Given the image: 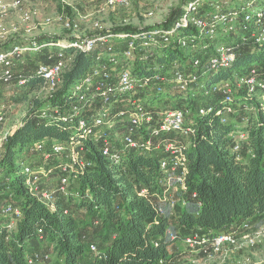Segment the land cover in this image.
Here are the masks:
<instances>
[{
  "label": "trees",
  "instance_id": "trees-1",
  "mask_svg": "<svg viewBox=\"0 0 264 264\" xmlns=\"http://www.w3.org/2000/svg\"><path fill=\"white\" fill-rule=\"evenodd\" d=\"M181 13V9L175 12L165 26L174 23ZM114 30V34L138 31L131 26ZM186 36H193V32L187 31ZM108 47L104 50L96 47L90 53L78 52L75 48L64 50L65 55H74L75 58L63 89L49 97L47 103L35 101L22 124L7 138L0 155V200L9 196L18 199L14 205L20 208L22 217L16 222L15 229H10L9 224L0 218V264H30L28 257L41 254L45 243L55 246L56 264H169L181 255L177 242L168 238L170 230L185 235L200 233L214 237L245 221L253 225L264 221V104L256 99L259 92L250 98L243 87L236 89L234 94L236 102H248L254 106V111L242 119L246 121L243 130L247 133V143L242 145L239 153L232 150L230 135L235 129L234 123L230 120L222 123L221 117L217 116V111L223 109L222 95L206 94L210 85L233 81V75L243 77L252 66L259 71L264 69V49L257 50L250 45L238 50L232 67L208 73L210 79L205 82L206 88L186 96L182 93L173 95V105L169 101L165 103L179 109L186 104V109L193 113L190 116L196 127L193 146L187 153L186 207L178 206L165 216L157 212L160 204L156 196L162 194L160 155L129 151L122 163L115 165L104 159L100 145L90 139L85 141L83 156L91 166L77 175L78 188L74 195L70 191L52 208L31 192L22 173L23 155L29 153L37 142L51 147L52 144L66 143L77 134L76 123L41 120L38 111L47 106H59L62 114H66L67 103L72 99L70 86L97 64L96 57L108 52ZM7 49L9 47H4L1 51ZM122 49L112 48V52L119 54ZM157 56V64L187 59L177 45L162 49ZM149 62L136 55L132 61L133 73H151L154 65ZM26 77L27 83L23 87L12 84L0 88L2 101L13 88L33 92L44 84L43 79L35 74ZM171 94L168 91L159 97L167 100ZM202 95L208 97L206 106L198 104ZM203 106H211L213 111L199 116L198 109ZM142 189L148 191L143 197L139 196ZM6 191L7 197L4 196ZM194 193L196 200L192 199ZM74 211L87 215V225L94 228V238L105 244L103 249L97 248L92 257L88 256L92 245L86 233L89 228H80Z\"/></svg>",
  "mask_w": 264,
  "mask_h": 264
},
{
  "label": "built area",
  "instance_id": "built-area-1",
  "mask_svg": "<svg viewBox=\"0 0 264 264\" xmlns=\"http://www.w3.org/2000/svg\"><path fill=\"white\" fill-rule=\"evenodd\" d=\"M29 1L31 0H12L9 5L12 9L21 10ZM202 1L204 0L191 1L170 26L72 40L62 45L64 50L75 48L78 52L90 53L95 50L99 42H109V38L126 42L119 54L109 56L105 52L96 57L97 64L72 88V99L67 103L66 114H62L59 106H47L38 111L41 120L76 123L77 130L76 136L71 140L52 144L49 150L44 142L33 144L32 149L42 154L45 164L43 167L22 164V173L27 178L26 185L39 200L52 208L55 207L58 194L38 192L37 183L43 176L51 177L56 173V167L49 166L52 160L62 155L67 161L58 166L59 184L63 194L68 195L70 179L66 175L76 180L80 172L91 166L83 156L85 141L90 139L100 145L104 159L115 165L121 164L124 155L129 151L154 152L160 155L162 176L159 184L162 187V194L164 196L170 190H177L180 199L175 200L170 196L168 202L160 201L157 212L165 216L175 211L178 206L186 207L188 203L186 180L189 173L187 153L193 146L196 127L192 117L183 109L171 108L165 103L159 104L161 98L159 96L166 93V88L168 91L174 88L187 91L193 85H197L199 89H204L208 73L233 66L237 59L238 48L250 45L254 49H264V0H240L232 3L231 6H229L230 0H212L209 4L211 12L208 13H204L200 3ZM108 3L112 6H128L129 0H108ZM6 6L0 0V10H4ZM29 18L30 14L27 13L26 19ZM60 20L68 28L72 26L77 28L75 22L67 17ZM1 28L0 21V30ZM184 29L186 32L191 30L193 36H186V32H181ZM221 30L231 36L238 34L241 42L238 45L212 46V41ZM192 39L194 47L201 45L204 49L202 51L213 50L206 62L196 56L191 62L193 68L181 69L172 63L174 66L167 69L165 64L160 66V69L153 67L151 73L138 77H135L138 74L135 75L131 71L130 63L132 64L136 55L141 60L150 61L155 58L157 51L174 43L186 49V42ZM49 45L60 46L58 43ZM44 46L46 45H38L37 41H30L0 51V82L6 85L25 86L27 77L23 74L16 75V63L25 54L41 50ZM112 48L109 46L108 52H112ZM64 55V51H61L54 64H41L37 67V76L43 79V86L52 89L57 86L66 66ZM119 64L122 66L118 68ZM161 71L163 72L160 73ZM243 85L250 98L256 92H262L263 95L264 79L257 67L252 66L246 76H237L233 81H222L206 89V94L222 95L223 109L217 111L222 123H227L228 116L234 114V94L236 89L243 88ZM212 111L213 107L203 106L198 109V114L205 116ZM3 113L4 106H1L0 124L3 121ZM230 137L233 139V152L239 153L244 136L237 137L236 133H231ZM147 193V189H142L139 196L143 197ZM196 198L197 195L194 193L192 199L196 200ZM2 213L10 217L15 224L22 217L20 208L12 203L5 205ZM258 227H260L259 231H264V221L256 225L245 221L234 226L229 232L214 237L200 233L185 235L170 230L168 238L192 252L202 253L207 249L218 252L226 245L236 246L240 238H243L248 246L255 245L258 235L250 233ZM90 250L96 253L97 247L92 244ZM49 259V254L39 253L28 257L30 264Z\"/></svg>",
  "mask_w": 264,
  "mask_h": 264
},
{
  "label": "rangeland",
  "instance_id": "rangeland-1",
  "mask_svg": "<svg viewBox=\"0 0 264 264\" xmlns=\"http://www.w3.org/2000/svg\"><path fill=\"white\" fill-rule=\"evenodd\" d=\"M1 1L7 6L4 10H0V21L2 24V28L0 30V51L4 49V47L11 48L15 45L27 44L30 41H37L38 45L51 43L48 41H57L58 45H60L57 47L44 46L41 50L29 52L16 63V75L23 74L25 76H32L35 74L36 77H38L37 67L45 62L54 64L58 59L60 52L64 51L62 45L67 44L69 41L112 35L114 34V29L126 26L134 27L138 31L164 26L175 12L180 9L184 11L185 8H187V5L193 0H129L128 6H112L108 3V0H31L26 3L21 10H15L10 7L9 4L12 0ZM211 1L212 0H204L200 2L204 13L211 12V7L209 6ZM238 1L240 0H230L229 6ZM257 5H259V3H257ZM27 13L30 14L29 19H26ZM66 17L73 20L77 25V28L73 26L70 28L66 27L64 22L60 20V18ZM181 32H186V29ZM119 33L122 34L124 32ZM108 41L109 42H99L97 47L101 50H104L107 46H112L114 49H124V45L126 43L125 41L118 40L116 38H109ZM240 42L241 40L239 39L238 34L231 36L221 30L216 39L212 41V46L215 47V45L219 44L238 45ZM193 43V39L192 41H187L186 49L181 48L178 43H174V45L181 48L182 53L187 57V59L182 58L176 62H170L169 64L165 62H159L157 64V55L161 53V51H157L155 58L151 59L149 63L158 69H160V66L165 64H167V69L171 68L175 64L181 69H184L185 67H192L191 62L196 56H199L204 62H206L213 53V50L202 51L204 49L201 48V45L194 47ZM105 54L115 56L116 53L107 52ZM64 57L66 59V66L64 67L63 73L60 75L55 88L52 89L51 87L42 86L40 89L33 92H27V89L16 91V88H13L7 92L6 100L2 101L0 97V104L4 105V113L2 115L3 121L0 124V155L3 153L7 138L22 124L23 119L25 118L28 110L32 108L33 103L35 101L47 103V100L51 97V95H55L63 89L66 76L72 67L75 56L64 55ZM122 64H119L118 68L121 67ZM132 67L133 64L130 63V68ZM131 71L133 72V69H131ZM162 72L163 71L160 73ZM247 74H245V76ZM260 74L262 79H264V69H260ZM138 76L139 75H136L135 77ZM233 77L237 78L236 75H233ZM209 79L210 77H207L205 80L208 81ZM77 82L78 81L74 82V84L70 86V91H72V88H74ZM5 85L6 84L0 82V88H4ZM244 86L245 85H243V87ZM166 90V92H168V88H166ZM199 91L201 90L197 85H193L192 88L187 91H181L178 88H174L171 90L172 94L167 100L160 98L158 103L162 104L169 101L171 102V105H173V95L182 93L186 96L191 92L196 93ZM256 97L258 101H261L264 104V93L262 95V92H259ZM197 101L200 106H202V104L205 105L208 101V97L202 95ZM247 103L248 102L239 103L235 100L233 105L234 114L228 116V120L235 125V129L233 130L234 132L232 133H236L237 137L244 136V139L241 140L243 146L247 143V133L243 130L245 128L246 121L242 119H246L249 113L254 111V106ZM181 108L187 113V115L193 116V113L186 109V104H184ZM49 148L51 147H47V149ZM22 161L25 165L35 167H43L45 165L42 159V154L34 151L33 149H30L29 153L23 155ZM65 161H67V159L64 155L56 157L51 161V166L49 167H56V173L51 177L43 176V178L38 181V192H55L58 194V200H60L63 196H67L64 195L60 189V173L58 170V166ZM66 176L70 179V184L67 189L68 194L71 191L70 193L73 192L72 195H74L78 188L76 180L73 177L70 178L69 175ZM7 193L8 191L4 192V196H6ZM177 193V190H170L165 193L164 196L163 194H160L157 196L158 202L161 201L166 203L168 202L167 199H169L170 196H173L175 200H179L180 197ZM158 197H160V199ZM18 202V199L14 198V196H9L0 200V218L9 224L10 229H15L16 224L10 217L4 216L2 210L5 205L9 203L16 204ZM74 215L77 216L81 229L84 230L85 228H89L87 225L88 219H86L87 215L85 213L74 211ZM259 228L260 227L250 233L252 235H258L256 244L251 246H248L245 240L240 238L236 246L226 245L218 252L207 249L201 253L192 252L177 243L179 250L181 251V255L169 264H264V231H259ZM93 229L94 228L90 227L86 230L88 240L90 242L89 244H95L97 248L103 249L105 244L102 240L94 238V232H92ZM42 248V251H40L41 255L49 254L50 259L45 262L40 261L36 264H56L58 261L57 255L53 253L55 251V246L53 244L45 243ZM92 255L93 252L88 250V256L92 257Z\"/></svg>",
  "mask_w": 264,
  "mask_h": 264
},
{
  "label": "crops",
  "instance_id": "crops-1",
  "mask_svg": "<svg viewBox=\"0 0 264 264\" xmlns=\"http://www.w3.org/2000/svg\"><path fill=\"white\" fill-rule=\"evenodd\" d=\"M180 197V194H177Z\"/></svg>",
  "mask_w": 264,
  "mask_h": 264
}]
</instances>
